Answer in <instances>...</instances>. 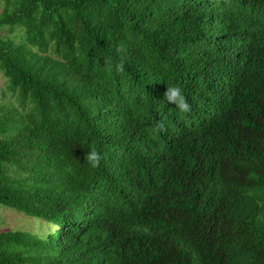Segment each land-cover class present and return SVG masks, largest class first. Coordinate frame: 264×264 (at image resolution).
<instances>
[{"label":"trees","instance_id":"obj_1","mask_svg":"<svg viewBox=\"0 0 264 264\" xmlns=\"http://www.w3.org/2000/svg\"><path fill=\"white\" fill-rule=\"evenodd\" d=\"M0 4V264H264V0Z\"/></svg>","mask_w":264,"mask_h":264},{"label":"rangeland","instance_id":"obj_2","mask_svg":"<svg viewBox=\"0 0 264 264\" xmlns=\"http://www.w3.org/2000/svg\"><path fill=\"white\" fill-rule=\"evenodd\" d=\"M3 4H0V13L2 12ZM3 34L14 38L16 41H21L22 32L20 29H16L11 32L9 28L3 30ZM6 79L0 74V95H5L4 102L11 100L10 93L7 92ZM1 101V99H0ZM43 224L30 218L15 210L0 208V233L7 230H24L36 232L41 229Z\"/></svg>","mask_w":264,"mask_h":264},{"label":"clouds","instance_id":"obj_3","mask_svg":"<svg viewBox=\"0 0 264 264\" xmlns=\"http://www.w3.org/2000/svg\"><path fill=\"white\" fill-rule=\"evenodd\" d=\"M105 67L107 70L112 71L115 70L116 72H123L124 65L122 62L111 63L105 60ZM165 97L169 103H174L175 108L181 113H188L191 111V104L189 103L184 90L179 85H169L168 89L165 93ZM163 127V124L160 125ZM86 162L90 163L92 166H96L99 164L100 161V153L93 149H88L86 154Z\"/></svg>","mask_w":264,"mask_h":264}]
</instances>
